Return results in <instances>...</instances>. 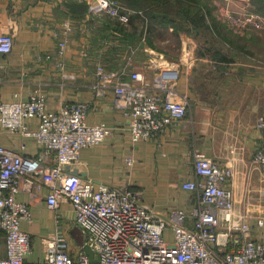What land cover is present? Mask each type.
Returning <instances> with one entry per match:
<instances>
[{
	"label": "crops",
	"instance_id": "0c3cea01",
	"mask_svg": "<svg viewBox=\"0 0 264 264\" xmlns=\"http://www.w3.org/2000/svg\"><path fill=\"white\" fill-rule=\"evenodd\" d=\"M216 16L213 10L212 19ZM119 21L92 12L88 0H0V34L14 37L13 51L0 54L1 99L27 101L32 92L41 91L51 113L67 104L86 103L87 123L105 124L113 133L103 143L84 148L74 169L97 185L141 193L143 201L164 218L173 210L185 211L189 228L194 226L197 195L183 184L198 180L194 154L197 149L203 151L233 169L230 188L235 217L248 219L253 236L261 238L264 227L256 219L264 217V176L255 155L262 135L257 122L264 115V31L250 28L239 34V46L222 40L219 50L225 61L213 56V46L198 44L188 32L180 31L182 41L178 39L176 45L180 51L172 58L161 47L156 51L148 25L143 30L122 22L128 27L122 29ZM201 30L217 33L212 28ZM152 53L164 54L165 67L180 70L178 88L188 95L190 107L187 117L164 134L133 142L129 120L115 103L114 89L109 87L102 95L97 92V71L99 66L113 72L128 67L150 76L147 66L154 63ZM37 125V120L32 123ZM24 143L26 155L40 153L33 139L9 131L0 134V145L20 149ZM128 158L134 160L132 166L127 165ZM47 192L44 186L34 198L26 191L17 195L32 212L31 221L21 226L32 238L28 263L44 261L47 240L58 231L69 243L71 256L77 258L84 250L75 233L84 236L83 244L86 236L75 221L71 202L64 199L57 209H50ZM166 233L171 238L172 231ZM6 255V232L0 230V258Z\"/></svg>",
	"mask_w": 264,
	"mask_h": 264
},
{
	"label": "built area",
	"instance_id": "2783aa9c",
	"mask_svg": "<svg viewBox=\"0 0 264 264\" xmlns=\"http://www.w3.org/2000/svg\"><path fill=\"white\" fill-rule=\"evenodd\" d=\"M88 1L92 12L105 13L124 24L137 13L116 0ZM219 18L240 35L249 28L262 30L264 26L259 15L236 14L229 7ZM65 46L66 42L61 43ZM13 47V35L0 34V54H10ZM152 56L154 63L147 66L150 76L128 67L113 72L99 66L97 71V92L102 95L107 88L114 89L115 103L129 120L133 142L164 134L187 117L190 107L188 95L178 88L180 70L165 67L164 54ZM88 109L86 103L78 102L51 113L46 94L37 90L27 101L5 102L0 97V134L20 133L25 139H33L40 149L37 156H28L25 143L20 149L0 145V230L7 238V255L0 258V264H264V235L254 237L248 219H236L234 214L230 188L233 169L199 149L194 154L198 180L183 184L197 195L191 228L185 225L188 214L183 210H173L164 218L135 190L97 185L72 173L84 148L103 143L113 133L105 124H88ZM36 120L38 125L33 127ZM257 128L262 135L255 162L264 176V115L259 117ZM133 163L128 158L127 165ZM44 186L50 209H57L64 199L71 202L75 221L98 262L84 250L77 258L71 256L69 243L60 231L48 238L44 261L27 262L33 244L21 226L23 221H31L32 212L17 195L26 191L34 198ZM256 220L264 227V217ZM168 230L172 231L171 238Z\"/></svg>",
	"mask_w": 264,
	"mask_h": 264
},
{
	"label": "trees",
	"instance_id": "16d2710c",
	"mask_svg": "<svg viewBox=\"0 0 264 264\" xmlns=\"http://www.w3.org/2000/svg\"><path fill=\"white\" fill-rule=\"evenodd\" d=\"M125 8L130 10L143 11L146 17L136 13L131 17L128 26H135L134 22L139 17L143 20L144 26L148 25V32L154 29V26H162L165 28L172 27L179 33L180 31L190 32L196 31L199 33L201 29H213L216 35L225 42H231L233 45L239 46V39L232 35L224 33L223 26L217 21V18L212 19V8L209 6V1L203 0H116ZM252 10L264 17V0H250ZM175 15H174V14ZM182 17V25H177L176 17ZM146 18L149 19L146 20ZM117 22V25L123 29L124 26ZM211 27V28H210ZM226 27V26H225ZM127 28L128 27H124ZM137 28V27H135ZM152 28V29H151ZM190 28V29H189ZM121 29V30H122ZM191 31V32H192ZM215 52V51H214ZM215 58L221 61L227 60V57L222 51L213 54Z\"/></svg>",
	"mask_w": 264,
	"mask_h": 264
},
{
	"label": "rangeland",
	"instance_id": "374dc122",
	"mask_svg": "<svg viewBox=\"0 0 264 264\" xmlns=\"http://www.w3.org/2000/svg\"><path fill=\"white\" fill-rule=\"evenodd\" d=\"M203 1L207 2V3L209 1V6L212 8V11L215 10V14L217 15L216 16L217 21H219V23H221V26H223L222 30L224 31V33H226L227 35H230V36L232 35L233 37H235L237 39H239L238 37L240 35L238 33H235L234 30L229 28V26L224 24V22L219 18V15H221V11L223 9L231 6V9L230 8L229 9L233 13H236V14L254 13V14H257L264 19L263 16H261L260 14H258L257 12L252 10V5H251L250 0H247V1H245V0H203ZM126 9H130V8L126 7ZM136 12L138 14H141L142 16L146 17L145 14H143V11L139 10ZM175 19L177 21V25L180 27L182 25V17L178 16ZM146 20L149 21L148 18H146ZM134 24H135L134 27H138V28L140 27V29H143L144 23L140 17L135 20ZM253 29H255V28H253ZM256 30H261V29H256ZM191 31L188 32V36H190L191 38H195V41L198 44L202 43V42H206L207 45H210L211 47L213 46L214 47V49L212 50L213 54L215 52L217 53L218 51H220L219 47H220V45H222L223 41L215 33L211 32V31L208 32L207 30H203V31L201 30L199 33H197L196 31H192V32ZM262 31H264V26H263ZM151 39H152V41L155 42V46L157 47L156 51L160 50L159 47H161L162 48L161 50H163L162 53L167 52L166 55L168 54L172 58H174L176 56V54L179 53V51H180L176 45H177L178 39L180 40V42L182 40H181V37L179 36V34L175 30H172V27L165 28V27H162L161 25L160 26H154V29L152 30ZM164 49H166V51ZM80 231H81V229H80ZM75 238L79 243L82 242L81 247L84 246L83 245L84 236H83V238H80L77 235V233H75Z\"/></svg>",
	"mask_w": 264,
	"mask_h": 264
},
{
	"label": "water",
	"instance_id": "95a60500",
	"mask_svg": "<svg viewBox=\"0 0 264 264\" xmlns=\"http://www.w3.org/2000/svg\"><path fill=\"white\" fill-rule=\"evenodd\" d=\"M71 172H72V173H75V174H80L79 171H78V169H74V170L71 171ZM83 245H84V250H85V252L90 256L91 260H92L93 262H98L99 259H96V258H95V252L93 251V249H92L89 245H87L86 243L83 244Z\"/></svg>",
	"mask_w": 264,
	"mask_h": 264
}]
</instances>
